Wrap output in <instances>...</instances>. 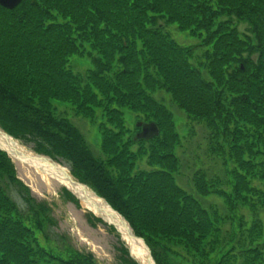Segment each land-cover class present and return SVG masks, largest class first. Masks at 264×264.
<instances>
[{"label":"trees","instance_id":"1","mask_svg":"<svg viewBox=\"0 0 264 264\" xmlns=\"http://www.w3.org/2000/svg\"><path fill=\"white\" fill-rule=\"evenodd\" d=\"M74 59L89 67L76 72ZM54 102L96 127L97 152ZM168 106L203 130L206 154L222 168L193 171L195 194L178 184L186 136ZM134 122L156 124L158 136L136 140ZM0 128L66 164L144 240L155 264H264V0L0 6ZM210 196L221 206L205 202ZM87 222L102 224L91 214ZM54 227L51 206L31 196L0 150V264H98ZM116 240L119 264H137Z\"/></svg>","mask_w":264,"mask_h":264},{"label":"rangeland","instance_id":"2","mask_svg":"<svg viewBox=\"0 0 264 264\" xmlns=\"http://www.w3.org/2000/svg\"><path fill=\"white\" fill-rule=\"evenodd\" d=\"M167 31L171 32L174 39L184 46H195L197 43L184 34L176 32L173 28H167ZM88 67L89 63L84 60H73V69L78 73H83ZM159 98L165 104L166 102L168 103L164 95L159 94ZM54 105L57 107L58 112H65L70 122L84 135L90 149L93 152H97L99 135L96 127L84 119L74 117L69 112V107L66 104L54 102ZM169 108L175 117L177 131L180 135L186 136L183 149L178 151L182 161L178 184L185 190L195 194L191 181L193 171L201 170L207 175H216L222 168L217 161L207 156L203 130L197 126L191 127L182 112H179L173 106ZM126 121L129 126L127 116ZM137 123L134 122L133 124L136 126ZM191 129H193V134L188 135ZM25 147L30 149V146ZM65 167L68 168L67 165ZM142 167H145L144 163H142ZM15 172L16 177L29 188L30 194L35 200L47 202L51 206V215L56 221L53 234L66 237L74 249L78 252L91 254L98 264H119L117 260L118 254L115 251L117 245L116 234L109 232V226L95 224L94 227H91L87 222V216L90 212L83 209L79 203L78 206H75L67 202L62 195V187L49 190L34 174L28 173L22 167L15 166ZM253 184L259 186L260 189L263 188L259 182H253ZM205 202L218 207L221 206V200L214 196L208 197ZM238 215L243 216L246 222H249L252 218L246 208H241ZM259 219L264 229V208L259 211Z\"/></svg>","mask_w":264,"mask_h":264},{"label":"bare ground","instance_id":"3","mask_svg":"<svg viewBox=\"0 0 264 264\" xmlns=\"http://www.w3.org/2000/svg\"><path fill=\"white\" fill-rule=\"evenodd\" d=\"M0 146L9 150V152L15 156L13 162L15 166L24 168L28 173L34 174L49 190H54L56 187L68 188L71 192L79 198L80 205L86 211L92 213L97 217H103L104 222L107 224H115L117 218L110 216L108 207L97 198L89 189L78 186L70 185L67 178V171L62 170L56 165L49 164L47 161L41 160L35 157L31 151L14 142L4 143L0 140ZM14 151H17L19 155H15ZM118 230H121L117 227ZM122 239L129 247L131 256L136 259L140 264H149L146 259V253L140 242H132L126 238L124 233H121Z\"/></svg>","mask_w":264,"mask_h":264},{"label":"water","instance_id":"4","mask_svg":"<svg viewBox=\"0 0 264 264\" xmlns=\"http://www.w3.org/2000/svg\"><path fill=\"white\" fill-rule=\"evenodd\" d=\"M21 1L22 0H0V6L3 7V8L11 10V9L15 8ZM138 127H140L141 130H140L139 133H137L136 139L149 140V139H151L153 137H156L159 134L158 127L155 124H153V123L139 124ZM0 140L4 141V143H6V144L7 143H11V142H14V143L18 144V141L12 139L10 136H8L6 133H4L1 129H0ZM0 150L4 151L6 154H8V156L10 158L15 157L9 152L8 149H6L4 147L0 146ZM14 154L17 155V156L19 155V153L17 151H14ZM33 155L35 157L41 159V160L47 161L49 164L56 165V166H58L59 168H61L62 170L65 171L64 168H62L59 165H57L56 163H54L50 158L44 157V156H40V155H37V154H34V153H33ZM66 179L68 180L69 184L72 185V186L78 185V186L85 187V186L81 185L80 183H78L69 173H67V178ZM66 190L69 191L76 199L79 200V198L76 197L75 194L73 192H71L68 188H66ZM100 200L103 201L104 204L108 207V209L110 211V216H113V217L117 218L116 225L115 224H109V225H112L114 227V229L120 234L121 240H123L122 237H121V233L123 232L128 240H130L132 242H135V243L140 242L142 247H143V249H144V251H145V253H146L147 262L149 264H155L153 259H152V257H151L150 251H149L148 247L146 246V244L144 243V241L134 234L133 230L130 228L129 224L124 220L123 217H121L117 212H115L103 199H100ZM98 218L101 219V220H104L103 217H98ZM117 227H119L121 230H118ZM128 252L130 254L129 247H128ZM130 256H131V254H130ZM134 260L138 264H140L136 259H134Z\"/></svg>","mask_w":264,"mask_h":264}]
</instances>
